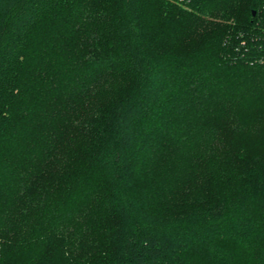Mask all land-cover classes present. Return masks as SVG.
Instances as JSON below:
<instances>
[{"label": "trees", "instance_id": "1", "mask_svg": "<svg viewBox=\"0 0 264 264\" xmlns=\"http://www.w3.org/2000/svg\"><path fill=\"white\" fill-rule=\"evenodd\" d=\"M74 242L264 264V0H0V264Z\"/></svg>", "mask_w": 264, "mask_h": 264}, {"label": "rangeland", "instance_id": "2", "mask_svg": "<svg viewBox=\"0 0 264 264\" xmlns=\"http://www.w3.org/2000/svg\"><path fill=\"white\" fill-rule=\"evenodd\" d=\"M98 242V241H97ZM72 246V252L67 255L69 258V261L66 262V258L59 254L58 257L60 259H63L65 262H62L61 264H105L101 258L99 259H93L90 257L88 258L87 255L91 254L93 249L88 248V245H80L79 242H74Z\"/></svg>", "mask_w": 264, "mask_h": 264}]
</instances>
